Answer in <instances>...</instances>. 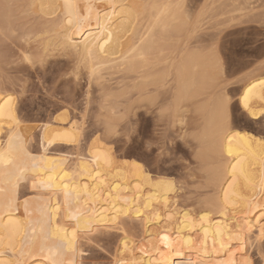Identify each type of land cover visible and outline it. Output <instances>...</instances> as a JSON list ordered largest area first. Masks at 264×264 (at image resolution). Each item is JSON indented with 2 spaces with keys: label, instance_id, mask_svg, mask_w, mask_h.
<instances>
[{
  "label": "bare ground",
  "instance_id": "1",
  "mask_svg": "<svg viewBox=\"0 0 264 264\" xmlns=\"http://www.w3.org/2000/svg\"><path fill=\"white\" fill-rule=\"evenodd\" d=\"M35 3L45 16H61V24L47 33L74 52L90 84L104 74L120 75L114 106L136 98L145 109L134 113L138 135H145L144 123L155 122L157 112L176 123L193 115L215 194L199 213L180 210L172 202L174 181L139 160L117 163L93 144L75 158L52 150L78 143L79 120L67 114L41 125L36 152L21 128L15 97L0 88V264H82L85 244L119 232L111 264H248L247 247L264 240V135L233 125L235 104L226 84L236 71L220 65L219 41L226 29L243 25L256 5L264 7V0ZM201 34L210 42L216 36L217 43L201 49ZM241 83L239 107L252 122L264 121V63ZM24 181L30 198L20 193ZM230 212L239 215L233 222ZM131 222L144 228L141 239L129 235Z\"/></svg>",
  "mask_w": 264,
  "mask_h": 264
},
{
  "label": "rangeland",
  "instance_id": "2",
  "mask_svg": "<svg viewBox=\"0 0 264 264\" xmlns=\"http://www.w3.org/2000/svg\"><path fill=\"white\" fill-rule=\"evenodd\" d=\"M256 8L257 13L254 11L251 18L243 19L249 21L247 25L244 22L222 33L219 63L225 66L226 71H236L228 76L226 84L231 103L235 104L230 110L233 125L264 135V121L252 122L239 107L241 80L264 63V22L259 21L264 7L259 4ZM259 12H262L260 16ZM0 13V88L15 97L21 128L32 138V150L38 152L41 149V125L67 114L69 119L75 117L79 120L77 147L61 144L52 150L75 158L76 154L86 152L93 144L103 147L117 163H123L125 159L139 160L148 171L169 175L174 181L176 192L172 202L180 210L199 213L205 209L204 203L215 193L200 157V147L196 141L198 131L194 127L192 114L185 123H176L173 119L161 118L157 112L155 122L152 119L144 123L145 135H138L134 113L142 114L145 109L138 108L136 98L124 100L120 108L114 106L116 101L119 102L115 97L122 86L120 75L104 74L90 84L86 69L74 52L65 48L60 39L56 41V35L47 33L53 25L61 24L60 15L45 16L34 0H0ZM260 23H263L261 28ZM242 26L252 27L243 31ZM227 32L230 34L226 35ZM211 33L216 35L218 32L213 29ZM201 39L204 42L201 40L199 46L203 50L214 42L207 40L203 34ZM206 43L209 45L205 46ZM121 114L128 118H120ZM20 193L27 198L31 196L25 181L21 183ZM234 216L239 217L230 212L229 221L233 222ZM126 228L135 240L143 237L144 228L139 223H128ZM120 234H102L100 242L85 244L81 263L111 264L120 248ZM246 251L248 264H264V240L261 243L251 242ZM188 255L186 253L180 261L186 263Z\"/></svg>",
  "mask_w": 264,
  "mask_h": 264
},
{
  "label": "snow or ice",
  "instance_id": "3",
  "mask_svg": "<svg viewBox=\"0 0 264 264\" xmlns=\"http://www.w3.org/2000/svg\"><path fill=\"white\" fill-rule=\"evenodd\" d=\"M227 98L225 97L224 100L222 101L223 107H224V111H225V115L227 114Z\"/></svg>",
  "mask_w": 264,
  "mask_h": 264
}]
</instances>
